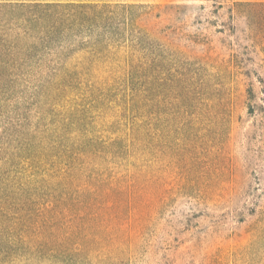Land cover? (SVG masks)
Masks as SVG:
<instances>
[{"label":"rangeland","instance_id":"obj_1","mask_svg":"<svg viewBox=\"0 0 264 264\" xmlns=\"http://www.w3.org/2000/svg\"><path fill=\"white\" fill-rule=\"evenodd\" d=\"M235 1L263 0H138L158 6L156 42L171 53V70H162L151 139L127 146L117 124L98 119L102 135L120 132L126 147L104 161L122 194L90 264H264V30L253 31ZM53 92L32 76L0 85L13 103L0 117V203L12 183L32 186L29 165L64 141L48 143L55 135L39 113L78 118ZM186 110L194 125H175ZM2 211L0 246L17 233L16 216Z\"/></svg>","mask_w":264,"mask_h":264},{"label":"trees","instance_id":"obj_2","mask_svg":"<svg viewBox=\"0 0 264 264\" xmlns=\"http://www.w3.org/2000/svg\"><path fill=\"white\" fill-rule=\"evenodd\" d=\"M233 4L246 7L253 31L264 30V0ZM157 7L138 0H0V85L37 77L55 90L53 100L61 90L67 96L61 106L78 116L76 121L63 117L61 123L46 108L39 113L46 117L47 133L55 135L48 143L64 141L54 154L43 153L35 167L29 165L25 175L32 186L12 183L1 191L2 213L16 216L12 228L17 233L2 241L0 264L92 262L90 253L106 235L100 224L122 194L104 161L132 141L151 139L159 125L154 107L162 70H171L165 67L171 53L156 42ZM10 101L0 93V117ZM101 116L102 124H117L130 142L122 146L120 132L102 135ZM194 117L186 110L173 121L194 125ZM173 121L167 119L166 125Z\"/></svg>","mask_w":264,"mask_h":264}]
</instances>
